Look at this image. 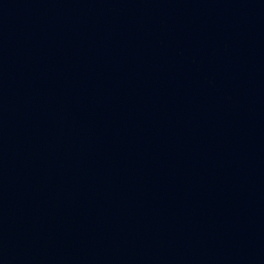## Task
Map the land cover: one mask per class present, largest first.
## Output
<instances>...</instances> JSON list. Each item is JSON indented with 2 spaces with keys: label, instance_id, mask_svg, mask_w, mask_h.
<instances>
[{
  "label": "water",
  "instance_id": "obj_1",
  "mask_svg": "<svg viewBox=\"0 0 264 264\" xmlns=\"http://www.w3.org/2000/svg\"><path fill=\"white\" fill-rule=\"evenodd\" d=\"M0 264H264V0H0Z\"/></svg>",
  "mask_w": 264,
  "mask_h": 264
}]
</instances>
